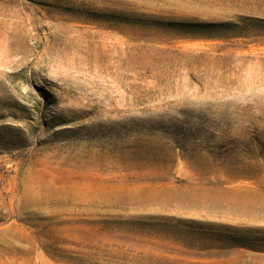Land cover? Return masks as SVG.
I'll return each instance as SVG.
<instances>
[{
  "label": "rangeland",
  "instance_id": "374dc122",
  "mask_svg": "<svg viewBox=\"0 0 264 264\" xmlns=\"http://www.w3.org/2000/svg\"><path fill=\"white\" fill-rule=\"evenodd\" d=\"M0 264H264V0H0Z\"/></svg>",
  "mask_w": 264,
  "mask_h": 264
}]
</instances>
